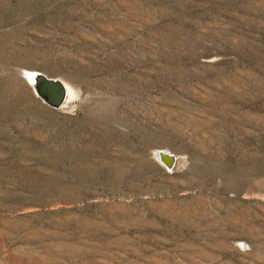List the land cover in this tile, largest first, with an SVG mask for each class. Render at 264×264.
Masks as SVG:
<instances>
[{
	"label": "rangeland",
	"instance_id": "374dc122",
	"mask_svg": "<svg viewBox=\"0 0 264 264\" xmlns=\"http://www.w3.org/2000/svg\"><path fill=\"white\" fill-rule=\"evenodd\" d=\"M0 264H264V0H0Z\"/></svg>",
	"mask_w": 264,
	"mask_h": 264
},
{
	"label": "water",
	"instance_id": "95a60500",
	"mask_svg": "<svg viewBox=\"0 0 264 264\" xmlns=\"http://www.w3.org/2000/svg\"><path fill=\"white\" fill-rule=\"evenodd\" d=\"M31 88L34 94L45 104L53 109H58L63 104L66 91L63 83L58 79H50L34 73L30 76Z\"/></svg>",
	"mask_w": 264,
	"mask_h": 264
},
{
	"label": "bare ground",
	"instance_id": "6f19581e",
	"mask_svg": "<svg viewBox=\"0 0 264 264\" xmlns=\"http://www.w3.org/2000/svg\"><path fill=\"white\" fill-rule=\"evenodd\" d=\"M27 78H28V76H27ZM63 85L65 87L66 95H65V98H64V101H63V104L61 105V107L64 105V103H68L69 101H71L74 98V92L72 91V89L67 84L63 83ZM158 157L167 169H170V167L173 166L174 158L171 156L170 153L159 152Z\"/></svg>",
	"mask_w": 264,
	"mask_h": 264
}]
</instances>
